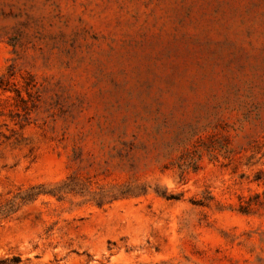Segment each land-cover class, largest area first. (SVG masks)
I'll list each match as a JSON object with an SVG mask.
<instances>
[{
    "label": "rangeland",
    "instance_id": "rangeland-1",
    "mask_svg": "<svg viewBox=\"0 0 264 264\" xmlns=\"http://www.w3.org/2000/svg\"><path fill=\"white\" fill-rule=\"evenodd\" d=\"M0 264H264V0H0Z\"/></svg>",
    "mask_w": 264,
    "mask_h": 264
}]
</instances>
